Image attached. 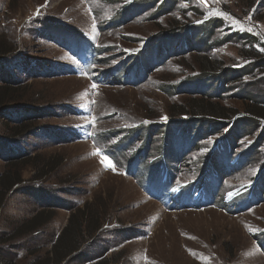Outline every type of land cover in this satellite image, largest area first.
Segmentation results:
<instances>
[{"label":"rangeland","instance_id":"obj_1","mask_svg":"<svg viewBox=\"0 0 264 264\" xmlns=\"http://www.w3.org/2000/svg\"><path fill=\"white\" fill-rule=\"evenodd\" d=\"M140 2L131 24L100 29L122 4ZM160 5L165 14L155 19ZM170 22L181 29L167 41L169 51L161 42L143 59L142 71L157 65L145 85L97 81L104 68H117L149 46ZM56 28L81 33L94 51L112 48V61L86 66L84 57L48 38L56 37ZM190 28L192 55L167 58L185 40L179 30ZM0 46L13 49L5 63L30 60L38 72L29 76L9 66L22 82L24 105L51 113L38 122L37 132L17 139L7 137L8 128L20 126L17 117L0 120V146L7 142L15 156L24 153L31 160L0 212V238L11 241L0 247L1 260L25 264L46 256L71 213L90 204L104 215L102 228L67 264H264V121L244 110L245 102L264 108V0H0ZM242 49H254L263 60L241 58ZM99 57L109 59L105 53ZM204 57L230 66L228 74L205 78L198 71ZM39 64L53 68L41 71ZM196 65L193 77L204 80L189 82L193 97L162 93ZM191 98L238 109L230 133L204 125L186 139L175 127L166 144L162 133L147 140L139 132L128 137V131L169 121L170 106ZM180 144L194 149L178 159ZM5 167L0 160V175ZM39 192L46 196L37 197ZM55 197L61 200L53 208L56 216L42 231L25 240L11 237Z\"/></svg>","mask_w":264,"mask_h":264},{"label":"trees","instance_id":"obj_2","mask_svg":"<svg viewBox=\"0 0 264 264\" xmlns=\"http://www.w3.org/2000/svg\"><path fill=\"white\" fill-rule=\"evenodd\" d=\"M150 4L151 2H147V6ZM143 5L144 2H140L136 5L127 3L122 4L121 8L117 11V14L106 24V27L100 29L113 30L126 27V25L131 24L135 20L132 15V11L136 8L141 9ZM162 9L163 7L160 5L155 10L153 14L155 16V19H158L159 16L165 14V10L163 9L162 11ZM45 27H47V25H45ZM178 29L181 28H178V25H176V23L170 22L165 30L160 29V32H158V34L149 41V46L142 48V50L138 52L129 54L117 68H111L112 70H110V68H104L100 73L99 80L97 81L105 85L132 86L135 89L145 85L146 82H148L152 72L156 69L157 65L149 64L148 68L144 67L142 71V66H144L142 64L143 59H150L152 55L151 53L158 50L157 47H159V44L161 42H164V51H169L168 48H171L172 46L168 45L169 43H167V41L178 34ZM192 31L193 28H190L188 30H179V34L185 35V40L184 42L182 41L176 46L177 51L171 50V52H169L170 54H168L169 56H166L167 58L171 59L173 57H184L187 56V53L189 54L188 56L192 55ZM54 32L56 33V37L51 36L48 38L55 40L54 42L57 43V45H59L61 48L65 50L68 49L76 58L82 60L84 57L86 66L95 64L107 65L108 62L112 61L110 58L112 57L111 54H114L112 48L102 47L99 50L95 47L98 51H94L93 49H90V45L92 44L88 42L86 37H82L81 33H69V31L64 28H56ZM63 35L65 36V38L67 37L66 39L68 40L55 39L57 38V36L60 37ZM68 42L72 44L75 43V46L69 45ZM136 43H138V41H136ZM12 51V48L0 46V75L2 77L0 78V82L2 83L0 85V120H13L14 117H17L16 121L18 123H15L17 125L20 124V126L8 128V131L6 130L9 134L7 137L17 139L20 137L31 135L33 132H37L39 130L38 122L45 117H50L51 113L49 114L48 112H42L41 109L34 108L33 105H24L22 97L20 96L22 94V82H20L18 78H15L12 73H10L9 66L11 67L12 65H14V67L18 69L22 68L23 70H25V74L29 76H36L38 72H36L37 70L32 67L31 64L33 63H31L30 60L25 59L16 61L13 62L12 65L9 62L5 63V59L3 60V58H6L8 55H10ZM134 51L136 50H133V52ZM101 53L108 54L109 59H106L104 61L100 60L99 55ZM240 56L241 58L257 57L263 60L261 58L262 55L258 52H255L254 49H242L240 51ZM2 62H4V65L2 64ZM163 63L164 62H160V64ZM196 67L197 65L194 68L186 70L183 75L184 80L180 83L162 87V93L168 97L184 95L193 97V94L187 91L189 82L193 81V79L204 80L200 75L193 77L194 73H192V71L196 69ZM39 68L42 71L47 69L49 70L50 68L52 69L53 66L48 68L47 66H41L39 64ZM229 70L230 66H227L224 62L221 63L218 61L210 60L206 57H204L198 65L199 73L208 79L210 78L209 74H214V77L216 79H221L228 74ZM4 71H6L7 73H4ZM129 80H132L133 82L129 83ZM244 110L254 120H257V122L261 120L264 121V108L260 107V105L245 102ZM238 112V109L229 107L227 105H224L223 103H215L204 100L202 98H191L181 103H174L172 104V106H170L168 111L169 121L150 125L147 129L144 130L139 128L130 132L128 131L127 135L128 137L133 138L134 133L139 132L141 133L140 135L143 134L145 140H147L148 137L150 139L152 136H156L159 133H162V138L163 140H165L164 144H166L167 141H171L170 133L175 127H180L178 131L184 130L183 132H181V136L183 138L180 139H186L196 130L198 131V133H200L201 130L197 128L204 125H209L212 128H218L220 130V133L226 132L227 135L228 133H230L232 127L234 126H232L233 122L231 120ZM43 132H45V130H43ZM146 142L148 144V141ZM0 143H3L1 136ZM4 143V146H0V160H3L6 163L5 170L0 175V212L5 207L9 193L12 192L16 187L20 186V184L17 183L21 180L20 173L22 169L29 165V162H31V160H29V155L19 153L15 156V153L8 146H6L7 142ZM133 143L134 141H132L130 144ZM147 144H144V150L147 148ZM180 146H178L177 149L178 159H181L183 156H185L186 151L194 149L192 144H188L186 148H184V145L180 144ZM1 151H7L8 153L3 155ZM163 152L164 150H162V153ZM140 155L138 157H142V155ZM161 165L162 164H160V166ZM46 167L52 169V163L47 164ZM35 195L37 197L39 196V198H41L40 196H46V194L42 192H39ZM51 200L52 202H54V204H46L49 209L38 212L31 219L26 220L25 222L20 224L11 237L14 240H25L27 239V236L30 237L34 233L42 231V229L55 218L56 213L53 212L55 211L53 208H58V206L60 205L59 203L61 202V200L57 199L56 197ZM103 217L104 215L99 213V211L90 204H85L83 208L74 210L69 217L67 226L54 242L50 252L44 257H39L31 260V263L29 261H26L25 264H67V261H69L73 256L80 254V250L85 247V245H88L94 241V239L96 238V232H99L102 228V224L105 219ZM10 243L11 241L2 240V238H0L1 248H5V246L9 245ZM0 264L12 263L0 259ZM92 264H106V261L105 259H103Z\"/></svg>","mask_w":264,"mask_h":264},{"label":"snow or ice","instance_id":"obj_3","mask_svg":"<svg viewBox=\"0 0 264 264\" xmlns=\"http://www.w3.org/2000/svg\"><path fill=\"white\" fill-rule=\"evenodd\" d=\"M201 2H202V3H206V0H201ZM93 87H95V85H93ZM104 161H106L107 164H108L109 166H111V161L108 160V157H107V156L104 157Z\"/></svg>","mask_w":264,"mask_h":264}]
</instances>
